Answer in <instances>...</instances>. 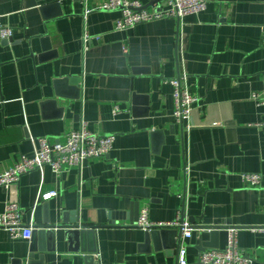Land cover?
<instances>
[{
  "label": "crops",
  "instance_id": "0c3cea01",
  "mask_svg": "<svg viewBox=\"0 0 264 264\" xmlns=\"http://www.w3.org/2000/svg\"><path fill=\"white\" fill-rule=\"evenodd\" d=\"M105 1L0 0L13 29L0 46V175L32 157L39 139L63 143L83 124L115 138L108 158L61 176L45 166L0 188V214L17 202L25 226L76 213L98 226L72 245L61 231L15 240L0 229V264H87L91 249L95 264L178 263L175 250L147 245L137 225L144 210L150 223L193 227L190 239L182 235L187 264H200L212 238L225 249L233 228L241 251L264 264V109L253 98L264 91V0H209L200 14L127 31L116 30L122 12ZM132 1L148 12L164 7ZM183 74L200 103L182 124L171 81ZM77 78V86L63 81ZM41 192L58 195L38 202ZM114 213L127 217L112 222Z\"/></svg>",
  "mask_w": 264,
  "mask_h": 264
},
{
  "label": "built area",
  "instance_id": "2783aa9c",
  "mask_svg": "<svg viewBox=\"0 0 264 264\" xmlns=\"http://www.w3.org/2000/svg\"><path fill=\"white\" fill-rule=\"evenodd\" d=\"M164 7L161 11L148 12L143 5L132 0H106L103 8L108 11L121 10L122 17L117 22L116 30L127 31L139 24L149 23L164 18L181 19L190 15H197L206 10L209 0H162ZM0 13V46L13 40V29L3 23ZM85 40L92 41L86 37ZM186 74L172 80L174 88V120L184 123L191 119L193 111L200 103L199 98L192 94L187 87ZM253 98L264 109V91L262 94H253ZM121 112L118 106L113 109L114 115ZM191 128V126H189ZM114 136H98L87 129L83 124L79 131L67 134L65 142H51L41 138L32 157L22 156L20 161L12 168L0 175V188L10 189L19 184L22 176L33 172L42 171L45 166H50L53 172L61 176L65 167H81L86 161L95 158H108L113 150ZM242 180L252 186L262 185L263 179L257 174H244ZM57 192H41L38 202H48L56 197ZM22 210L17 202L6 204L5 211L0 214V229L7 231L12 239L30 240L34 233V224L25 226L21 220ZM137 225L143 230L157 227H178L181 223L153 224L148 221V211L144 210ZM183 238L192 237L193 227L183 225ZM260 230L264 232V227ZM228 245L225 249H210L203 252L200 264H258L243 253L238 245L237 230L229 229ZM186 248L180 253L179 264H187L185 260Z\"/></svg>",
  "mask_w": 264,
  "mask_h": 264
},
{
  "label": "water",
  "instance_id": "95a60500",
  "mask_svg": "<svg viewBox=\"0 0 264 264\" xmlns=\"http://www.w3.org/2000/svg\"><path fill=\"white\" fill-rule=\"evenodd\" d=\"M161 1V0H159ZM158 1V2H159ZM151 2V4L156 3ZM58 15L57 17H59ZM48 30H46L45 37L48 38ZM45 52V51H44ZM64 82H69L73 86H77L81 82V78L77 79H65ZM72 218L68 219L67 214H62L61 217L57 220L55 223H51L50 220L46 221L45 224L41 226H35L34 227V233H37V230H39L38 235L39 236H45L48 240L51 239L53 236H55V233L57 231L63 232L64 239L72 245V243L76 244L79 240H84L87 237H91L95 233V229L98 228V226H86L82 225L80 223V220L77 218L76 214H71ZM127 215L123 213H114L111 215V221H120L124 218H126ZM184 221H181V225L178 227H157L148 229L146 231V242L147 245L151 246L153 244L159 245L160 247L167 248L170 250H175L176 254L178 256V259L180 257V250L182 248V235H183V225ZM220 228H209V230H218ZM42 233V234H39ZM32 236V237H33ZM171 241V242H170ZM212 244H210V247H214L215 249L217 247V242L212 238L210 240ZM212 248V249H214ZM50 251V249H49ZM206 250L203 249V252ZM37 249H34L32 253H36ZM96 251L94 249L89 250V254L86 258L87 264H95L93 253ZM33 258V257H32ZM42 258H40L41 260ZM179 263V260H178ZM176 263V264H178Z\"/></svg>",
  "mask_w": 264,
  "mask_h": 264
}]
</instances>
